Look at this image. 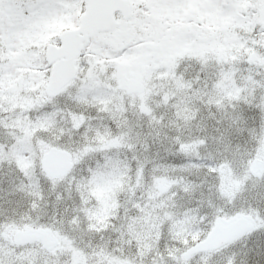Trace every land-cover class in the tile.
<instances>
[{"label":"snow or ice","instance_id":"6c2138e0","mask_svg":"<svg viewBox=\"0 0 264 264\" xmlns=\"http://www.w3.org/2000/svg\"><path fill=\"white\" fill-rule=\"evenodd\" d=\"M261 44L264 0H0V95L10 94L5 89L11 83L29 89L28 99L32 101L48 90L51 102L44 104L35 118L33 108L28 106L25 116L36 132L32 147L45 153L40 176L56 187L65 178L69 164L73 171L85 173V182L92 185L115 179L125 171L124 164L129 177L141 172L147 183L159 185L156 176L147 175L151 171L147 159L134 155L115 167L114 150L124 146L125 137L130 139L129 106L124 98L135 96L138 115L163 128V117L152 111L140 82L151 75L153 81L167 85L168 91L161 93L162 103L174 109L178 126L191 125L200 115V108L174 103L177 96L191 94L210 115H220L217 124L222 129H215L214 136L206 134L187 142L173 137L176 153L185 154L191 148L199 162L171 167L197 168L204 180L197 184L184 182L183 177L181 182L173 179L168 194L180 197L183 193L191 198L199 191L201 197L206 196L207 211L186 208L183 216L176 214L173 218L181 224L187 213L196 211L204 226L182 241L179 250L166 248L162 252L159 242L154 250H146L135 241L129 249L135 247L137 264H190L188 258L194 251L211 255L223 247L251 241V246L244 244V259L238 264H264V171L257 166V158L264 155V59H257L264 58ZM230 45L240 48L239 57L220 54L221 48ZM202 59L209 63L202 64ZM186 61L200 64V71L192 79H186L180 71ZM243 65L247 67L241 70ZM23 72L29 75L20 80ZM66 95L76 102V108L58 106L59 98ZM117 101H123L122 105ZM248 112L256 115L249 117ZM57 116L70 135L83 139L76 150L64 146L65 129L55 128ZM96 119L110 123L96 127L92 124ZM55 131L60 139L49 147L47 137ZM234 133H247L243 150L233 144ZM0 147L4 149L0 167L7 162L29 181L15 189L23 194L27 210L13 209L11 214L6 209L0 211V264H45V257L48 264H53L57 249L50 241L60 242L66 251L54 264H109L105 257H118L112 264H129V257L116 249L90 244L81 247L75 242L72 231L99 235L117 229L111 218L106 223L99 219V206L95 211L82 207L79 195L75 198L81 202L74 210L76 214L61 215L59 221L68 229L44 221L45 196L38 183L30 182L26 171L28 145L24 138L11 137ZM50 151L64 161V168L49 166L46 154ZM78 155L83 159L74 163L73 156ZM237 164L248 173L251 185L238 178L225 180V170ZM135 203L138 212L144 209L143 200ZM16 229L30 233L32 239L14 242L10 233ZM229 264L237 262L230 260Z\"/></svg>","mask_w":264,"mask_h":264},{"label":"rangeland","instance_id":"374dc122","mask_svg":"<svg viewBox=\"0 0 264 264\" xmlns=\"http://www.w3.org/2000/svg\"><path fill=\"white\" fill-rule=\"evenodd\" d=\"M243 30L248 31L246 28ZM44 43H47V41L45 40ZM261 47H264V44H261ZM219 52L226 58H231L234 54L239 57L240 48L230 45L221 48ZM257 59L264 58L257 56ZM184 68L185 72L189 71L188 66H184ZM243 68H245V65L241 66V70ZM230 71L235 72L236 70L230 69ZM28 75L27 72H23L19 79L23 80ZM244 75L247 76V73H244ZM185 76H187L185 77L186 79L192 78L190 74ZM150 80L153 79L151 75H148L141 81L146 99L151 102V109L155 112L156 116L163 117L165 127L159 128L149 124L148 120L141 118L135 110L136 97H125L124 100L129 106L128 123L131 129L130 139L125 137L124 146L114 150L116 158L115 167L119 168L128 157L134 155L139 156L141 160L147 159L151 162V171L147 175L149 177L156 176L160 180L159 185H156L154 182L149 184L142 181L144 180V175L141 172H138L134 177H129L126 164H124L125 171L113 180H102L95 185L88 184L84 179L85 173L80 169H76L75 171L71 170L69 175L58 182L56 187H52L40 176L41 159L44 153L32 147L36 132L29 125L25 116L28 106L33 108V118H35L39 115V109L44 104L51 102L50 97L46 94L47 89L35 101H32L28 99L31 96L29 89H21L18 84L11 83L5 89V92H10V94L0 95V113H2V119H0V146L9 143L11 137L22 136L24 138L25 143L28 145L24 159V163L27 165L26 171L30 182L33 184L38 183L45 196L46 203L42 205L43 220L55 224L57 228L68 229L69 226L67 224H60L59 221L61 215L67 217L76 214L74 210L77 204L81 202L75 198L79 195L82 198V207L95 211L97 206H99L101 209L99 219L106 223L108 218H111L117 224L115 231L103 232L99 235L84 233L80 230L72 231L70 234L81 247L90 244L92 246L101 245L106 249H116L110 240L111 238H116L115 242H118V238H135L137 244H140L142 238H149L150 247H152V244L155 243L153 240L158 241L160 238L185 240L204 226L202 219L196 211L187 213V219L184 223L177 224L173 219L176 214L183 216L186 208L195 210L199 207L200 211L203 212L207 211L209 207L207 197H201L199 191L191 198L184 196L183 193L180 194V197L169 196L168 188L173 179L181 182L180 177H183L184 182L191 180L197 184L204 180L202 171L197 168L187 166L183 169L171 167L173 164L188 165L189 162L192 164L199 162L197 152L191 148L185 154L176 153L173 137L178 136L181 140L187 142L193 140L195 137L206 134L214 136L216 135L215 129H222V125L217 124L220 115L217 114L215 117L210 115L193 96L186 97V99L185 96H177L174 103L188 108H200L198 119L191 125L178 126L176 117L173 115L174 109L171 106H165L164 104V111L158 112L157 109L155 110L157 104L148 96V91L153 92L156 84L153 88L150 87L147 84ZM162 84L164 83L162 82ZM164 85V92H166L168 88L166 84ZM122 103L123 101H117V104L122 105ZM57 104L60 108L77 107L76 102L67 95L60 97ZM48 110L51 111L52 109L49 108ZM92 115L95 116L96 113L93 112ZM247 115L251 117L256 115V113L248 112ZM55 121L56 129H65L62 138L64 146L70 151L76 150L79 144L83 143V139L80 136L70 135L59 116L55 117ZM108 123L110 121L107 119L92 121V124L96 127H102ZM251 124L252 121L249 119V125ZM47 139L49 141L48 146L51 147L52 144H55L60 139V133L55 131ZM246 139L247 133L243 136L234 133L232 136L233 144L241 145V150H243ZM105 142L107 143V140ZM129 146L130 150L126 151L125 148ZM11 151L14 153L15 148ZM0 153H4L3 147H0ZM200 155L206 154L201 153ZM9 158L14 159V156ZM80 159H83V155L73 156L74 163H78ZM257 161L261 164L260 171H264V155L259 156ZM38 176L40 178L37 181ZM224 178L226 181L238 178L241 181L247 180L249 185L252 183V179L248 173L239 164L234 168L226 169ZM22 182L28 183L29 181L19 176L7 162L4 163L3 167H0V211L6 209L8 214H11L13 209H17L18 212L27 210L26 201L22 199L23 194L15 191ZM142 189L147 192L146 198H148V204L143 210L138 212L137 206L134 204L138 200L137 193H141ZM57 197H60L59 201ZM131 201L134 202L131 203ZM18 205L23 206L18 207ZM244 206L246 207V205ZM36 219V217H33L34 221ZM81 219L83 220V217ZM83 226L81 224V227ZM121 226H123V229H121ZM17 231L19 229L10 233V239H12L13 234ZM245 243L251 246V241H242L235 247L222 248L220 251L211 254L207 259L200 258L190 261V264H229L230 260H234L238 264L239 260L244 259ZM55 247L57 251L53 255V264L57 259L62 260L64 255H66L65 248L60 242L57 241ZM105 258L109 260V264L118 259V257ZM44 260L45 264H48V258L45 257Z\"/></svg>","mask_w":264,"mask_h":264},{"label":"flooded vegetation","instance_id":"af4514ba","mask_svg":"<svg viewBox=\"0 0 264 264\" xmlns=\"http://www.w3.org/2000/svg\"><path fill=\"white\" fill-rule=\"evenodd\" d=\"M245 32H247V31H245ZM240 52H241V50H240ZM240 52L238 54L239 56H240ZM201 63L204 65H207L209 63V61L207 59H202ZM184 66L189 67L188 72H185ZM246 66L247 65H245V67ZM180 71L184 73V76L187 74H190L191 77L193 78V77H195L197 72L200 71V64H195V63L186 61L181 66ZM15 84H17V83H15ZM147 84L152 88L156 84V87H154L153 92H151L150 90L148 91L149 92L148 96L151 97L152 101H155V103L157 104V107H155V110L157 109L158 112L164 111V103H162V96H161V93H163V89H162V86L160 84V81L159 80H157V81L150 80L147 82ZM190 96H191V94H189L185 97H190ZM67 175H69V174H67ZM67 175H65V176H67ZM142 181L146 182L145 178ZM137 196H138V200H143L145 202V206H146L148 203V198H146L147 192L144 189H142V192L137 193ZM132 202H134V201H131V203ZM136 208L138 209L139 205ZM115 239L116 238H111L110 240L115 245L116 250L119 253H122L125 256L129 257V264H137L138 258L134 256V253L136 251L135 247L129 249V245L132 244L133 241H135L137 243L136 239L135 238H131V239L130 238H118L117 239L118 242H115ZM140 241H141L140 244H143L146 246V250H154L157 242H159L160 251L163 252V251H165L166 248L167 249H174V250L181 249L182 248V241H184V240L175 239V238H168V239L160 238L158 241L153 240L155 243L152 244V247H150V239L149 238H142ZM217 251H219V250H217ZM208 257H210V254L206 251H202V252L191 253V255L189 256L188 259H189V261H195V260L200 259V258L207 259ZM110 264H112V263H110Z\"/></svg>","mask_w":264,"mask_h":264},{"label":"water","instance_id":"95a60500","mask_svg":"<svg viewBox=\"0 0 264 264\" xmlns=\"http://www.w3.org/2000/svg\"><path fill=\"white\" fill-rule=\"evenodd\" d=\"M75 71V69H74ZM47 161H48V164L50 167H55V168H64L65 167V164H64V161L60 160L57 158V155L55 152H48L47 154ZM45 154L42 158V161H41V164L45 161ZM257 166H258V169L260 170V167H261V164L259 162H257ZM71 167V164L67 165V171L70 169ZM66 171V172H67ZM233 228H236V227H239V226H232ZM32 239V236L30 233H27V232H18L16 235H15V240L17 242H26V241H29ZM50 243L52 245H55L56 244V241H50ZM195 252V251H194Z\"/></svg>","mask_w":264,"mask_h":264}]
</instances>
